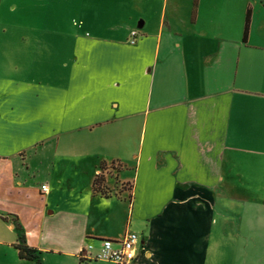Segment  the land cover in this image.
Wrapping results in <instances>:
<instances>
[{
	"label": "crops",
	"instance_id": "0c3cea01",
	"mask_svg": "<svg viewBox=\"0 0 264 264\" xmlns=\"http://www.w3.org/2000/svg\"><path fill=\"white\" fill-rule=\"evenodd\" d=\"M81 7L79 31L21 34L37 49L0 57V264H35L12 218L43 264H115L93 256L126 231L136 264H264V4L246 39L243 2ZM74 153L92 170L60 194Z\"/></svg>",
	"mask_w": 264,
	"mask_h": 264
},
{
	"label": "rangeland",
	"instance_id": "374dc122",
	"mask_svg": "<svg viewBox=\"0 0 264 264\" xmlns=\"http://www.w3.org/2000/svg\"><path fill=\"white\" fill-rule=\"evenodd\" d=\"M85 1L88 0H0V57L3 56V58L5 57L9 58L12 64L13 58L15 59L17 55L16 52L14 51L15 46L22 58L25 57L22 56V54L26 55L25 52L34 51L35 49H37L33 47V42H35L33 40H29L31 44L29 47L27 48L20 47L17 37H19L21 34L32 35V33H37L38 36L43 37L42 33H47V32L54 33L56 31H60V32L63 31L64 33L67 32L71 33L74 31H79L80 25L78 23L83 16L81 4ZM99 1H111V0H99ZM228 1H237L240 3L243 2L246 4L247 8L249 7L250 9L254 5V9L256 11V18L263 16V10L260 8V6L264 4V0H228ZM106 24L109 23L100 21V25L98 27H104V25L108 27L109 25ZM118 26H120L119 28L121 29V25L118 24ZM256 31L257 30H255V32ZM25 49H27V51H25ZM44 53H45L44 50H42V52H39L37 58L35 57V61L37 60L39 61V63L42 64L47 58V56ZM5 63L11 65L8 62ZM34 64L37 65V62H35ZM1 71L3 72V70ZM6 72L7 75L10 76H14V74H16L13 71H6ZM69 138H70V142L73 143L72 145L77 148L79 143L78 133H73ZM13 144L15 146V143ZM40 154L41 152L37 153L36 155L33 154V152H30V154L28 155L30 156L29 160H31V162L35 165L36 163L39 164V162L42 161L43 159L40 158ZM47 154L50 155V152L48 151ZM11 155L12 158L16 156V154H11ZM44 157H45L44 158L45 161L50 162V158L47 157L46 153H44ZM64 162H66L68 167L66 168L62 167L63 169L62 168L60 169L61 172H58L54 176L55 181L56 179L59 178L62 183L60 194L61 192L63 193L68 191L66 189L67 183L65 182L73 178L85 179L89 177L90 172L92 170V167L85 164L84 161L81 159V157H78L77 153H74V157L70 159L69 164L65 159ZM110 166L113 168L119 167V165H115V164H111ZM44 177L45 176L42 175V178ZM109 181L112 182V179L109 178ZM52 184L54 185L52 186L55 187L56 190L59 189V185H57L56 183L55 184L52 183Z\"/></svg>",
	"mask_w": 264,
	"mask_h": 264
},
{
	"label": "built area",
	"instance_id": "2783aa9c",
	"mask_svg": "<svg viewBox=\"0 0 264 264\" xmlns=\"http://www.w3.org/2000/svg\"><path fill=\"white\" fill-rule=\"evenodd\" d=\"M137 36V29L131 30L129 41L134 43ZM41 190L43 193H46L48 186L42 184ZM138 244V234L133 231H126L118 240L102 239L100 241V247L94 254L93 259L111 261L115 264H136V248Z\"/></svg>",
	"mask_w": 264,
	"mask_h": 264
},
{
	"label": "trees",
	"instance_id": "16d2710c",
	"mask_svg": "<svg viewBox=\"0 0 264 264\" xmlns=\"http://www.w3.org/2000/svg\"><path fill=\"white\" fill-rule=\"evenodd\" d=\"M250 15H251L250 9L247 8L245 19H244V26H243V38L244 39H246L248 31H249ZM104 181H105V178L102 175V173L96 174L93 179V190L94 192H98L101 195L106 196L107 192L105 190ZM12 223L17 233V243L15 244V247L18 250L19 257L32 260L34 261L35 264H43L42 257H41V251L27 244L26 238H25V232L23 230L22 225L18 222L16 218H12Z\"/></svg>",
	"mask_w": 264,
	"mask_h": 264
},
{
	"label": "water",
	"instance_id": "95a60500",
	"mask_svg": "<svg viewBox=\"0 0 264 264\" xmlns=\"http://www.w3.org/2000/svg\"><path fill=\"white\" fill-rule=\"evenodd\" d=\"M137 26H138V27H140V26H141V24H137Z\"/></svg>",
	"mask_w": 264,
	"mask_h": 264
}]
</instances>
